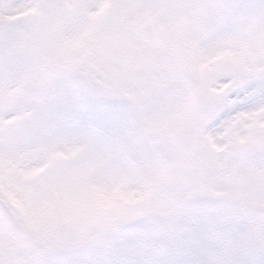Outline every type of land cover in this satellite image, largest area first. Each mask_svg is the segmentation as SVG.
Returning a JSON list of instances; mask_svg holds the SVG:
<instances>
[{
  "label": "snow or ice",
  "instance_id": "snow-or-ice-1",
  "mask_svg": "<svg viewBox=\"0 0 264 264\" xmlns=\"http://www.w3.org/2000/svg\"><path fill=\"white\" fill-rule=\"evenodd\" d=\"M0 264H264V0H0Z\"/></svg>",
  "mask_w": 264,
  "mask_h": 264
}]
</instances>
